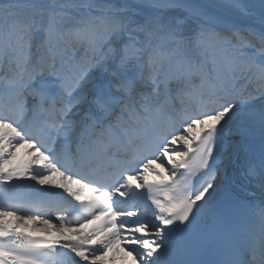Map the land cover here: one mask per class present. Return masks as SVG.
Here are the masks:
<instances>
[{
  "label": "snow or ice",
  "instance_id": "6c2138e0",
  "mask_svg": "<svg viewBox=\"0 0 264 264\" xmlns=\"http://www.w3.org/2000/svg\"><path fill=\"white\" fill-rule=\"evenodd\" d=\"M116 253L264 264V0H0V264Z\"/></svg>",
  "mask_w": 264,
  "mask_h": 264
}]
</instances>
